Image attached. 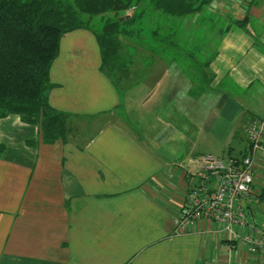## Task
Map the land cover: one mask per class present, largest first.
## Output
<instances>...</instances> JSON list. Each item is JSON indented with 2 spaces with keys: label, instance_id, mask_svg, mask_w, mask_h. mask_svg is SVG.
Here are the masks:
<instances>
[{
  "label": "crops",
  "instance_id": "obj_1",
  "mask_svg": "<svg viewBox=\"0 0 264 264\" xmlns=\"http://www.w3.org/2000/svg\"><path fill=\"white\" fill-rule=\"evenodd\" d=\"M212 8L192 21L214 27L217 12L226 25L219 35L211 31V47L186 56V69H169L173 87L162 93L172 107L162 108L157 136L145 117L125 116L159 112L161 87L124 99L127 90L104 67L96 33L77 28L62 36L48 100L68 116L66 140L45 142L16 114L0 119V264H264L242 240L220 235L214 221L177 229L198 159L241 157L249 122L264 118V0H215ZM200 103L212 110L197 117ZM165 132L175 136L173 146L162 142ZM202 135L229 145L228 153L190 144ZM154 137L168 148L155 149L148 141ZM253 174V194L243 205L254 214L249 223L264 231V138Z\"/></svg>",
  "mask_w": 264,
  "mask_h": 264
},
{
  "label": "trees",
  "instance_id": "obj_2",
  "mask_svg": "<svg viewBox=\"0 0 264 264\" xmlns=\"http://www.w3.org/2000/svg\"><path fill=\"white\" fill-rule=\"evenodd\" d=\"M214 1L0 0V119L16 114L23 122L36 125L45 142L66 140L70 133L68 116L54 109L48 100L53 87L50 68L66 32L92 29L101 46L104 67L115 69L124 40L144 42L149 36L147 23L157 24L151 33L159 36L169 20L172 32L163 37L176 45L174 24L182 23L181 30L197 26L193 17L212 13ZM238 22L245 24L244 20ZM188 52L186 56L192 59L193 51ZM4 150L0 142V154Z\"/></svg>",
  "mask_w": 264,
  "mask_h": 264
},
{
  "label": "built area",
  "instance_id": "obj_3",
  "mask_svg": "<svg viewBox=\"0 0 264 264\" xmlns=\"http://www.w3.org/2000/svg\"><path fill=\"white\" fill-rule=\"evenodd\" d=\"M247 152L226 158L203 155L186 186L185 204L180 209L177 229L194 228L211 220L224 238L240 239L250 253L264 258V231L249 223L243 200L253 194V170L263 148L264 118L252 119L247 127Z\"/></svg>",
  "mask_w": 264,
  "mask_h": 264
},
{
  "label": "rangeland",
  "instance_id": "obj_4",
  "mask_svg": "<svg viewBox=\"0 0 264 264\" xmlns=\"http://www.w3.org/2000/svg\"><path fill=\"white\" fill-rule=\"evenodd\" d=\"M213 9L214 8H212V10ZM202 14L208 15L209 12L206 11V13H202ZM213 19L215 23V25L214 24L213 25L214 27L217 28L214 27L210 28L209 22H203V24L200 26L190 25L185 27L184 30H181L182 23H179L177 25L174 24L175 31H177L175 38L176 45H173L172 42L165 41L163 37L164 35L166 36L168 33L172 32L170 31V27H169L170 24L169 20L166 23L165 30H162L159 36H152L151 33L152 28H156L157 24L152 25L150 23H147L146 30L148 31L147 34L149 36L143 39L145 43L144 42L137 43L134 41H130L129 39L124 40L125 46L124 48L120 49V59H119L120 61H118L119 62L118 67L113 69L111 66H108L107 69L110 73L114 75L116 82L122 88V91L124 92L125 90H127L124 95V99L127 94L131 95L129 96L131 99L137 97L139 98L144 95L147 96L148 94H151L153 91H155L158 87H161L159 92L157 93V96L160 97V101L158 105L161 107V109L159 112H153V113L148 112L146 113V115H143L141 111L138 112V109H136L137 113H135L134 111V113L128 114L125 117L129 116L128 118H133V119H136V117L139 118L145 117L148 122H152L153 125L152 134L154 136H157L158 134L161 133L162 130H164V124L161 123V118H160V115L162 113V108H164V105L166 107H170V109L172 107L171 102L168 103L166 100L163 99V97L166 95V92L162 93V91H164L167 85H169L167 91L171 90V88L173 87V78H168L169 69L171 70L174 69L175 65H179L181 66V68L186 69L187 66L189 65L190 62L186 60V54L184 55V57L181 55L179 56L182 62L175 61L177 53L180 49L194 51L197 48L206 49L208 47H211L210 43L211 41H213L211 38L212 37L211 31H214V35H219L218 32L220 27L226 25V20L224 21L223 19L219 18L217 12H214ZM164 27L165 25L163 26V28ZM153 37L154 39L153 41H151ZM144 49L151 50L152 52L154 50L156 54L146 55ZM154 58H155V62H153ZM160 59L163 61H161ZM123 64L124 65L127 64L126 67L127 70L123 68L122 70H118L120 66L124 67ZM167 67L169 68L167 69ZM120 76H122V78ZM127 77H129V79L132 78V81H130L128 84H126L123 80V78H127ZM196 89L197 88L194 87V90ZM126 100H129L131 102V100L128 99V97H126ZM195 108L200 109V111L195 112V114L197 113V117H202L204 114H209V112L212 110V107L205 108L204 103H200V105H196ZM187 116L192 118L191 114ZM147 121L144 122L142 121L144 123V126H148ZM88 131L90 132V129ZM168 136L169 139H167V133L165 132V134L163 135L162 142L164 144L173 146L172 139L175 136L172 134H168ZM206 139L207 138L202 135L200 139L197 140L198 143L195 142L196 145L193 143L192 139L189 142L194 147L202 146L201 151L203 152H212L214 153V155H221V156H225L228 153L229 145H226V147L221 148L220 145L215 140L206 141ZM148 141H150L153 147L157 150L160 147L165 146V145H156L155 137L153 139L149 138ZM203 145L206 146V150L203 149ZM165 147L168 148V146ZM165 147L162 148L163 152L166 151ZM189 147H190L189 145H186L185 148L186 154L187 151L189 150ZM262 149H260L259 152ZM154 153H156L155 150ZM168 154H170V151L164 153V155H168ZM185 166L188 167L187 164H185ZM188 168L189 170L193 169L191 167ZM244 207L248 214V220L254 222L253 219L254 214L249 213L246 205Z\"/></svg>",
  "mask_w": 264,
  "mask_h": 264
},
{
  "label": "water",
  "instance_id": "obj_5",
  "mask_svg": "<svg viewBox=\"0 0 264 264\" xmlns=\"http://www.w3.org/2000/svg\"><path fill=\"white\" fill-rule=\"evenodd\" d=\"M124 17H121L120 19L122 20Z\"/></svg>",
  "mask_w": 264,
  "mask_h": 264
}]
</instances>
